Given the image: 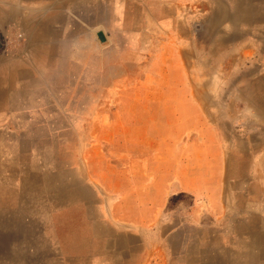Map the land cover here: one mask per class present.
Segmentation results:
<instances>
[{"label": "rangeland", "instance_id": "374dc122", "mask_svg": "<svg viewBox=\"0 0 264 264\" xmlns=\"http://www.w3.org/2000/svg\"><path fill=\"white\" fill-rule=\"evenodd\" d=\"M170 1L0 0V264H264V0H192V139L220 182L136 219L158 190L131 189L148 142L125 118L173 100L141 91Z\"/></svg>", "mask_w": 264, "mask_h": 264}, {"label": "crops", "instance_id": "0c3cea01", "mask_svg": "<svg viewBox=\"0 0 264 264\" xmlns=\"http://www.w3.org/2000/svg\"><path fill=\"white\" fill-rule=\"evenodd\" d=\"M170 2V8L166 11L174 13V21L172 20V25L163 21L154 25L162 29L153 38L154 50L148 58L154 61V72L145 75L147 81L143 83L141 91L147 93L145 88H148L159 96L165 93L174 94L173 100L171 104L162 101L160 104H134L131 107L134 111L125 118L126 128L130 126V131L125 134L126 139L132 143L141 140L148 142V153L146 158L142 159L143 164L125 170V174H131L133 177L131 189L140 190V193L148 189L158 190L157 194L154 192L142 201L143 206L136 217L140 226L149 225L150 222L161 218L160 210L166 204L170 190L173 195L180 192L192 195L194 191L199 193L218 184L221 178L220 170L214 172L212 155L207 150L209 147L205 143V147L200 149L199 141L192 139L200 108L191 97L192 74L189 63L192 61V35L188 30L194 3L192 0ZM61 3H66L68 12L84 13L90 11V7L96 9L95 7L104 4L111 7V12L125 14L130 12L129 8L133 5H146L147 0H61ZM98 10L97 8L96 11ZM167 32L173 35L166 38ZM149 77L152 79L148 80ZM195 150H203L208 154L194 155ZM200 159L202 162L199 165ZM207 159L210 161L206 162ZM124 203L126 202L122 200L116 209L122 208Z\"/></svg>", "mask_w": 264, "mask_h": 264}, {"label": "trees", "instance_id": "16d2710c", "mask_svg": "<svg viewBox=\"0 0 264 264\" xmlns=\"http://www.w3.org/2000/svg\"><path fill=\"white\" fill-rule=\"evenodd\" d=\"M5 46H6V41H5L3 33L0 31V55L5 50Z\"/></svg>", "mask_w": 264, "mask_h": 264}, {"label": "water", "instance_id": "95a60500", "mask_svg": "<svg viewBox=\"0 0 264 264\" xmlns=\"http://www.w3.org/2000/svg\"><path fill=\"white\" fill-rule=\"evenodd\" d=\"M100 37L104 40V38H103V36H102V34H100Z\"/></svg>", "mask_w": 264, "mask_h": 264}]
</instances>
